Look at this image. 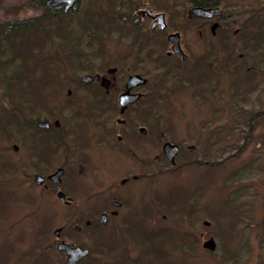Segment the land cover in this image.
Returning <instances> with one entry per match:
<instances>
[{
  "label": "flooded vegetation",
  "instance_id": "flooded-vegetation-1",
  "mask_svg": "<svg viewBox=\"0 0 264 264\" xmlns=\"http://www.w3.org/2000/svg\"><path fill=\"white\" fill-rule=\"evenodd\" d=\"M47 2L30 16L45 12L46 24H36L23 44L43 48L49 67L14 75L15 91L27 97H18L12 109L0 104V127L10 118L14 140L13 158L2 157L0 171L17 176L10 179L14 187L24 179L51 195L71 229L84 234L79 243L67 238L64 226L53 232L47 249L55 248L60 264L66 259L56 248L60 241L89 251L76 264H99L102 256L107 264H148L166 254L146 248L136 256L120 252L115 261L116 248L105 240L120 238L136 218L139 232L129 235L141 245L158 243L163 233L148 231L149 188L192 164L182 161L196 150V160L224 159L219 145L228 136L227 97L239 101L255 91L243 92L244 76L261 74L264 81V0ZM184 93L208 101L210 118L182 116L176 97ZM197 109L191 105L187 113ZM243 122L252 128L254 120ZM201 144L209 145L206 153ZM177 157L186 158L177 166ZM150 202L153 208L165 203Z\"/></svg>",
  "mask_w": 264,
  "mask_h": 264
},
{
  "label": "rangeland",
  "instance_id": "rangeland-1",
  "mask_svg": "<svg viewBox=\"0 0 264 264\" xmlns=\"http://www.w3.org/2000/svg\"><path fill=\"white\" fill-rule=\"evenodd\" d=\"M26 1L0 0V21L34 16L44 10L32 9L33 6L26 8ZM39 52L40 64H32L27 70L13 73L12 76L17 73L47 71L48 56L44 49ZM33 53L34 51H29L28 54L32 57L38 54ZM240 83L244 86L243 92L253 88L255 91L240 97L239 101L235 97H227L224 115L229 121V130L227 138L219 145L225 152L224 159L222 156H203L196 160V150L182 161L191 162L192 164H187L191 166L186 165L176 176L164 177L154 188H149L148 221L151 224L148 231H161L163 235L160 238V235L150 238L151 241L159 238L158 243L141 245L140 240L129 235L139 232L137 227L132 226L136 224V218H132L128 221L131 225L125 228L124 235L117 240L113 237L112 240L108 237L105 240L106 243H112L110 249L116 248L115 261L120 259V252L129 257L136 256L135 253L142 249L147 248L151 252L152 247H156L158 251L153 253L167 255L154 256L148 264H264V81L260 74L256 80L244 76ZM201 88L205 86L202 85ZM4 94L5 88L0 85V102ZM178 98L176 97V108L178 109V103H182V116L191 115V119L197 121L210 118L208 101L201 103V99H197L196 102L193 94L186 93L181 94L179 100ZM191 105H196L198 109L194 113H187ZM247 119L254 120L252 128H247L244 124L243 121ZM0 128L1 163L5 156L10 160L13 158L11 146L14 140L12 130L3 128V124ZM180 129L183 132V127ZM194 142L195 140L191 141ZM201 145V153H206L209 145ZM214 151L212 148L207 153ZM183 158L177 157V166ZM201 161L204 162L203 165L198 164ZM206 163H212L211 167ZM0 168H3L1 164ZM1 173L2 171L0 264H60L61 256H55V248L47 249L54 240V230L64 226L67 238L79 243L84 241L81 240L84 234L71 229L73 225L65 221L64 209L51 195L30 188L24 179L14 187L10 179L17 176H13V173ZM151 200H163L165 203L153 208ZM103 230L108 233L114 229L106 227ZM209 238L214 240L213 250L202 247L203 242ZM113 240L118 242L117 247ZM182 242L188 247L185 251L180 250ZM86 245L94 247L89 242ZM98 248L103 252L104 249L100 246ZM92 260L84 264H91ZM105 262L106 257L102 256L99 264H107Z\"/></svg>",
  "mask_w": 264,
  "mask_h": 264
},
{
  "label": "trees",
  "instance_id": "trees-1",
  "mask_svg": "<svg viewBox=\"0 0 264 264\" xmlns=\"http://www.w3.org/2000/svg\"><path fill=\"white\" fill-rule=\"evenodd\" d=\"M34 5L45 10L44 0H27L25 3L26 8H30ZM36 17V20L32 19L31 17H24L22 19L14 18L0 21V85L4 86L5 88L4 98L1 100L0 104L4 103L6 107L8 106L11 109L15 103L14 101L18 97L20 99L21 97H27L22 93L19 96L17 91H15L13 85V81L15 80L14 76H12L13 73L19 71L23 72L24 70H27V68L32 64L33 66L34 64H40L39 61L41 56L39 51L43 48L39 46L31 48L23 44V42L30 39L29 33L36 26V24L37 27L44 26L46 24L47 17L45 12L39 14ZM40 29L42 30L44 28L40 27ZM19 40L21 41V44H17ZM29 51H34L33 54H38L36 57H32L30 54H28ZM6 120L7 124L3 125V128L11 131L13 129L11 119L6 117ZM0 129L2 130V128ZM189 207L190 206H187V208ZM262 233L264 239V224L262 227ZM179 247L182 251H185V249L188 248L184 242H182ZM152 251L155 252L158 250L156 247H152ZM181 256H184V254Z\"/></svg>",
  "mask_w": 264,
  "mask_h": 264
},
{
  "label": "water",
  "instance_id": "water-1",
  "mask_svg": "<svg viewBox=\"0 0 264 264\" xmlns=\"http://www.w3.org/2000/svg\"><path fill=\"white\" fill-rule=\"evenodd\" d=\"M60 1L61 0H48L47 5H54ZM68 1L71 3L73 0H68ZM176 152H177V146H176ZM58 175H59V173L56 172L51 176V178L58 177ZM41 181H42V177H40V176L34 177V182L36 184H40ZM205 224H206V222H205ZM59 231H60L59 228L55 229L54 234L59 233ZM202 247L209 249V250H213L215 247L214 240L212 238H209L208 240L203 242ZM56 248L59 251H64V253L66 255V259L64 261V264H76L78 260L85 257L89 253V251L86 248H81L79 246H72V245L65 243L63 241L58 242Z\"/></svg>",
  "mask_w": 264,
  "mask_h": 264
}]
</instances>
